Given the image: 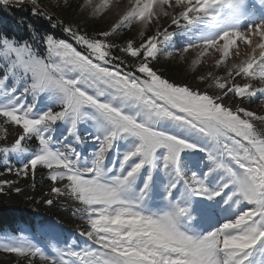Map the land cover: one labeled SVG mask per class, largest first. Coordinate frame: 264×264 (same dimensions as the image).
<instances>
[{"label":"snow or ice","instance_id":"6c2138e0","mask_svg":"<svg viewBox=\"0 0 264 264\" xmlns=\"http://www.w3.org/2000/svg\"><path fill=\"white\" fill-rule=\"evenodd\" d=\"M81 7L95 18L112 5L86 0ZM134 24L138 45L112 42ZM150 26L155 32L145 37ZM62 30L76 46L46 35L43 55L27 42L0 39V132L8 125L18 133L0 154L21 162L18 177L47 169L51 193L79 205L87 226L79 235L91 243L60 247L56 240L48 255L4 234L0 250L29 264L36 257L48 264H264V130L257 127L264 115L224 103L264 97V0L259 9L249 0H129L94 36ZM177 34L187 41L175 50L182 57L197 50L202 62L219 54L214 64L225 75L197 77L217 92L170 82L153 68ZM241 45L245 58L228 66ZM81 125L96 145L87 156L75 146ZM13 183L0 181V192Z\"/></svg>","mask_w":264,"mask_h":264},{"label":"trees","instance_id":"16d2710c","mask_svg":"<svg viewBox=\"0 0 264 264\" xmlns=\"http://www.w3.org/2000/svg\"><path fill=\"white\" fill-rule=\"evenodd\" d=\"M68 1L72 0H43L36 4L29 5L24 3L18 6H13L9 3L6 5L0 4V39L8 38L20 43L27 42L34 50L40 51L44 47L42 38L46 35H52L56 39H67L66 34L62 30L64 26L71 25L74 29L79 28L81 32H86L90 36L107 30L106 27H102L105 20H102V22L95 21L89 17L91 15L87 16L88 14L85 10H78L74 13L75 10L70 9ZM74 2L78 6L82 0H75ZM33 8L42 10L45 15H34ZM47 16H51L53 19L50 21L47 19ZM149 34L151 33L147 35ZM137 37L138 28L133 25L114 35L111 39L113 43L123 46L126 41L130 39L135 41ZM114 54L122 59L125 55L119 51H115ZM126 63L131 64L132 60L129 59ZM161 63L162 67H166L164 75L172 77L178 84L189 81L187 76L176 70L175 64H171V61ZM203 69L198 71L197 75H194L191 79V83L197 87L200 86L197 77L201 75L205 76L206 74V71L204 72ZM188 71L191 70L187 68V74ZM167 72H170V75ZM8 132L9 129L6 134ZM4 145L6 144L2 138L0 140V147ZM2 157L3 155L0 154V181L9 180L14 181V183L10 186H4L3 191L0 192V231L7 229L14 231L21 225L35 227L36 219L39 221V225H41L42 217L44 216L56 224L62 223L68 226L72 223L68 216V210L70 209L69 206L73 205L75 207L76 204L65 202L63 201V197H57L51 193L52 184L49 186V183L47 184L42 179L43 174L40 167L36 170L34 177L31 173L27 178L18 177L16 169L20 165L16 164L13 167L8 163V160L6 161L7 163H1V160H4ZM8 167L12 168V172L7 171ZM15 188H19L20 191L16 192ZM47 199H52L55 204H46L44 201ZM58 203L66 205L64 208H60ZM67 206L68 208L66 209ZM12 263L11 261L6 264Z\"/></svg>","mask_w":264,"mask_h":264},{"label":"rangeland","instance_id":"374dc122","mask_svg":"<svg viewBox=\"0 0 264 264\" xmlns=\"http://www.w3.org/2000/svg\"><path fill=\"white\" fill-rule=\"evenodd\" d=\"M43 1V0H38V2ZM75 0L72 1H68V4H70V9L72 8L75 12H77L78 10H85L86 13L88 14L87 16L91 15V8H82V5H85L86 0H82V2L80 4H78V6L76 5V3L74 2ZM74 2V3H73ZM101 2V0H92L93 4H99ZM111 2V11H108L106 14L104 15H98L95 18H92V16H89L90 18L94 19L95 21L98 20V22H102V20H105L103 22L102 27L106 29H108L109 25L111 22L114 21L116 14L118 12H123L124 10H126V8L128 7L129 4V0H110ZM9 4H12L13 6H18V5H23L25 4H33L32 0H9L8 2ZM46 4V3H44ZM253 4H255V6L257 7V9H259V0H249V6H252ZM40 6V5H39ZM38 6V7H39ZM162 24H167V20L166 19H162ZM134 26H136L138 28V37L135 38V42L138 43L141 41L142 37L140 35L141 29L139 25L134 24ZM173 31H175V29H172ZM155 32V27L154 26H150L147 29H144V35L145 37L148 36V33H151L149 35L154 34ZM67 36V35H66ZM69 42L73 43L74 46L75 42L71 40V38L69 36L66 37ZM64 39V38H61ZM186 38L177 34L175 37L172 38V41L170 44H166L162 47L161 49V53L158 57L157 60L152 61V66L153 68L162 75L163 78L168 79L170 82H174L176 84H178L176 82L175 79H173L172 77H168L166 75H164L166 73V67H162V63H166L168 61H171V64H175L176 66V70L178 72H182V74L184 76H187V78L189 79V81L186 83L182 82L180 84L183 85H188L190 87H192L193 89H199L201 91H208L210 94L217 92L218 90L215 89V87H209V84L211 83L210 79H206L204 81H198L200 86H196L194 84L191 83V79L194 75H197L198 71H200L202 68H204V72L206 71L205 76H207V74L209 72H212L215 75L221 76L223 77L226 73V68L225 67H221V68H216L215 64H214V60L219 58V54L218 53H212L208 56V58L206 60H203L202 62L199 60V58L197 57V50H191L189 51L187 54L182 55L179 52H176L175 50L177 48H181L182 45L184 43H186ZM78 50H82L79 49ZM44 50H45V46L43 48H41V50L39 51L41 55L44 54ZM240 50H241V56L239 58L233 56L231 58H229V60L227 61V65L231 66L233 63H239L240 60L245 58V53L248 51L247 49H245V47L243 45L240 46ZM169 52H173L174 54L169 56L168 53ZM196 61V63L194 64L193 61ZM168 67V66H167ZM180 67V68H177ZM189 68L191 71H188V75L186 72V69ZM170 75V72H167ZM239 83H244L246 82L243 79H238ZM252 86H254V88L257 87H261L260 83L258 81H254L252 82ZM43 103L44 101H41L40 105L41 107H43ZM224 103L226 105H229L233 108H235L236 106H241L247 110H251L254 112H257L258 115H264V97L262 96H257V97H253L251 100L245 99L244 102L242 104H240L237 100L232 99L231 97L227 100L224 101ZM257 127L259 130H264V125L257 123ZM4 129H6L5 132H0V137H4L6 136V139H4L5 144L6 145H10L13 140L16 138V136L18 135V133L14 130V126L13 127H9L8 125H4ZM9 132L6 134V132ZM90 131L89 127L87 125H81L80 129H79V134L81 137V142L76 144L75 146L77 147V149L82 152L85 156L89 155L96 147V145L91 141V139L88 137L87 133ZM64 132L63 127H60L57 129L56 131V137L57 139L62 138L61 134ZM2 138H0L1 140ZM69 142L71 141V138H69ZM4 145V146H6ZM1 146V147H4ZM36 147V141L33 140L31 142H29L28 144V148L32 149ZM115 155V153L113 152L112 154H110L109 156V164L111 163V159L112 157ZM203 155V154H200ZM1 163H7L6 161L8 160V163H10L13 167L14 165L18 164L20 165V161L15 159V158H4V156L2 157ZM40 170L42 171V179L48 184L49 186L51 185L50 180L48 179V170L45 168L40 167ZM65 202H71L72 204H76L75 207L69 206V210H68V216L70 218V220L72 221V223L68 226L59 223H53L52 221H50L49 219H47L45 216L42 217L44 221L47 220V222H43L41 225H39V221L36 219L35 220V227H29L27 225H21L20 227L17 228V230L14 231H10L9 229L7 230H2L0 231V235H9V236H22L27 238L28 240H30L32 243L36 244L37 246L41 247V249L48 255H51V244H54L56 242V240L60 241L59 246L60 247H66V246H70V245H75L77 247H86L88 244H90V241H86V238L83 236H80L79 233L81 231H86L87 230V226H86V221L81 219V213L77 212L76 209L79 207V205L74 202L73 200H71L70 198H68L67 196H63ZM55 204V202H53ZM60 205V208H64V204L62 203H58ZM68 208V206L66 207V209ZM50 221V222H49ZM49 222V223H48ZM48 223V224H47ZM54 225H52V224ZM52 237H54L55 239H51ZM65 241H67V245L64 243ZM13 262L12 264H29V260L28 259H24V258H20L18 257L16 254H10V253H6L3 250H0V264H6L7 262ZM35 264H48L47 261H42L40 260L38 257L34 258Z\"/></svg>","mask_w":264,"mask_h":264}]
</instances>
